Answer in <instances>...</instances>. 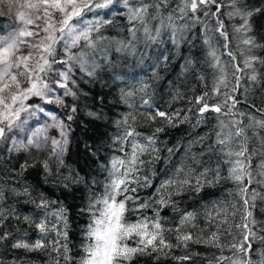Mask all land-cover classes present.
Segmentation results:
<instances>
[{"label": "snow or ice", "instance_id": "snow-or-ice-1", "mask_svg": "<svg viewBox=\"0 0 264 264\" xmlns=\"http://www.w3.org/2000/svg\"><path fill=\"white\" fill-rule=\"evenodd\" d=\"M0 16L11 17L0 26V177L11 181L0 179V264H28L6 261L9 250L43 253L48 264H264V0H0ZM197 27L214 75L206 81L197 61L185 58L181 75L192 72L202 90L189 98L177 88L172 101L188 107L168 102L171 111L162 110L142 81L118 88L113 107L128 109L118 119H108L104 96L95 98L98 107L84 103L82 84L105 76L129 83L116 65L137 56L141 44L143 60L165 33L178 49ZM110 30L116 35L105 34ZM168 61L163 53L157 58ZM138 120L156 126L146 134ZM185 124L192 138L164 147L162 157L159 134ZM73 125L86 136L89 125L112 128L92 144L91 136L77 141L93 158L94 174L66 164ZM205 126L204 134L196 131ZM182 147L191 163H171ZM162 160L171 167L154 183L153 165ZM37 166L41 183L17 182ZM50 178L65 193L86 192L77 206L86 218L75 233L79 244L70 239L73 206L42 188ZM221 181L234 185L231 199L203 211L179 206L178 198Z\"/></svg>", "mask_w": 264, "mask_h": 264}, {"label": "trees", "instance_id": "trees-1", "mask_svg": "<svg viewBox=\"0 0 264 264\" xmlns=\"http://www.w3.org/2000/svg\"><path fill=\"white\" fill-rule=\"evenodd\" d=\"M10 23L7 18L0 16V26H7ZM225 23L228 24L229 21L225 20ZM106 35H116L115 30H110L105 33ZM125 33L121 32V36ZM186 35L191 36V40H185L181 42L180 47L177 49L173 45L165 33L162 37V42L158 45L148 46L146 58L140 60V53L144 52V45L141 44L138 47L137 56L128 57L127 62L121 58L116 65V71L120 74L127 72L128 75L125 77L124 81H114L109 79L107 76L104 77L103 81H98L96 83L82 84L81 87L85 92H89V97L87 103L91 107H98V103L95 102L97 95L105 97V103L103 105V110L107 114L109 120L118 119L120 115L125 114L128 109L124 105L118 107H113V102L116 100L118 95V88L120 87H138V82L142 81L151 85L149 92L152 94L153 100L156 104L162 107V110L171 111L167 107L168 102H172V108H185L189 105L185 100H176L172 101V96L175 95L177 88H179L182 95L185 97H194L199 94L202 90V84L195 78V75L192 72L181 75L182 65L185 62V58H192L197 61L196 68L198 74L203 75L206 81L210 82L213 78V70L208 67L205 63L206 60V49L201 43L199 27L194 29L193 32L187 33ZM166 54L169 57V61L166 63H158L157 58L161 54ZM226 59V57H224ZM155 66V67H154ZM155 72V76L153 73ZM171 82V83H170ZM251 95L249 99H251ZM134 102H139V96H137ZM86 122V118H83ZM210 125H214L215 121L211 120ZM156 125L151 127H142L140 126V121L138 120V130L146 134L150 133ZM74 132L73 137L75 138L70 145V151L66 155L65 160L66 164L74 171L80 172L81 176H84L85 173L91 171L95 173L96 164L93 163V158L89 157L84 151L82 145H78L77 141L87 140L89 136L92 137L91 140H88L89 144L94 143V141L101 139V133L108 132L112 134V128L100 126L98 129L93 128L89 125V131L87 136L81 130V128L73 125ZM208 126L201 127L196 131L200 134H204L206 131H209ZM191 131L189 125H180L177 129L166 128L164 133L159 134L160 140L164 141V145L161 146V156L167 157V153L163 150L164 147H174L177 144L185 145L187 141L192 137L188 135ZM195 135V133H193ZM193 153H199V147L193 146ZM108 153H104L107 155ZM32 158V157H30ZM36 160L44 159L43 155L34 157ZM206 159V157H205ZM181 160H184L187 163L191 161L185 155V150L182 147L179 152L175 153L171 157V163H177ZM15 163V161H14ZM171 163H164L162 160L160 163L153 165L156 176L154 178V183H158L161 179L164 178V172L171 167ZM256 160L254 159L253 164L255 165ZM89 165L91 167H89ZM26 178L28 185L35 186L38 183H41L43 176L40 174L39 166L36 169H29L23 177H18L17 182H22ZM6 184L11 183L6 177H0ZM43 190L52 198H60L64 201L65 204L73 206V214L75 216L74 222H72V231L70 232V239L74 243L79 244V237L75 233L79 230V226L83 225L85 222V217H80L77 211V206H81L84 203V198L86 197V192L83 190V186H80V189L74 188L71 193H65L58 187H54L51 183V178L48 183L42 184ZM234 185L231 181H221V183L212 188H206L203 192L199 194L189 193L187 196L179 199V206L183 210L191 211L197 209L203 211L202 206L208 205L212 202L226 201L232 197L229 193L233 190ZM152 189H147L144 195L151 193ZM17 207H23L22 205H17ZM168 210L165 209L162 215H168ZM196 251H205L201 246H195ZM182 250H175V255H182ZM13 258H21L28 262V264H48V257L40 252L37 253H24L22 251H13L9 250L5 254V260L11 261ZM140 264H149L147 260H141ZM159 264H177V262L171 258L163 259ZM198 264V262H196Z\"/></svg>", "mask_w": 264, "mask_h": 264}, {"label": "rangeland", "instance_id": "rangeland-1", "mask_svg": "<svg viewBox=\"0 0 264 264\" xmlns=\"http://www.w3.org/2000/svg\"><path fill=\"white\" fill-rule=\"evenodd\" d=\"M4 17L7 18V20L11 21V17H9V16H4ZM49 135H56V130H54V129L50 130ZM41 155H43V154H41ZM41 155H37L35 157H38V156H41Z\"/></svg>", "mask_w": 264, "mask_h": 264}]
</instances>
